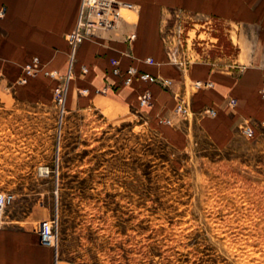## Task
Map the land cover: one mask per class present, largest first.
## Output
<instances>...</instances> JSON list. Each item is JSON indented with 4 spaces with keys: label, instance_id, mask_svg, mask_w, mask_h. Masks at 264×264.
<instances>
[{
    "label": "rangeland",
    "instance_id": "1",
    "mask_svg": "<svg viewBox=\"0 0 264 264\" xmlns=\"http://www.w3.org/2000/svg\"><path fill=\"white\" fill-rule=\"evenodd\" d=\"M187 14L172 10L162 29L178 59L238 55L236 26ZM0 75V191L15 195L0 228L30 216L39 233L52 221L59 255L80 263L264 264V121L246 120L255 136L239 128L224 145L198 128L173 143L148 106L104 98L70 108L69 90L62 104L43 84L44 97L23 98L18 87L36 75ZM173 113L172 123L193 111Z\"/></svg>",
    "mask_w": 264,
    "mask_h": 264
},
{
    "label": "crops",
    "instance_id": "2",
    "mask_svg": "<svg viewBox=\"0 0 264 264\" xmlns=\"http://www.w3.org/2000/svg\"><path fill=\"white\" fill-rule=\"evenodd\" d=\"M140 6L137 22L122 19L114 29L100 30L78 47L75 62L68 34L80 16L81 0H0L7 7L0 18V73L17 80L34 56L40 58V71L18 88L23 98L40 99L52 92L57 80L45 71L57 70L66 74L73 68L69 82L68 105L86 106L98 99H110L120 107L140 106L145 89L153 93L146 108L149 115L161 123L164 134L173 143L185 144L195 128L202 130L216 145H224L239 132L244 121H264V0H127ZM172 10L220 18L237 27L238 55L191 63L187 74L172 64L165 51L162 29ZM187 14V15H189ZM136 16V17H137ZM250 28L253 35L247 33ZM132 29L137 37L131 43L126 35ZM214 46V45H213ZM152 57L154 62L146 59ZM121 67L136 66L142 71L172 80L170 87L136 79L126 85L111 71V59ZM243 60V62H242ZM222 64L215 67L213 62ZM88 72H82V66ZM189 81H212V87L190 91L192 116L188 121H160L170 117L178 104V96H188ZM47 86L46 93L40 86ZM40 86V88L38 87ZM88 89V93H82ZM106 89L105 92L97 90ZM81 93V96H78ZM237 105L231 107L229 99ZM216 109L212 115L205 112ZM26 216L20 226L0 228V264H89L62 258L50 245L40 241L39 233Z\"/></svg>",
    "mask_w": 264,
    "mask_h": 264
},
{
    "label": "built area",
    "instance_id": "3",
    "mask_svg": "<svg viewBox=\"0 0 264 264\" xmlns=\"http://www.w3.org/2000/svg\"><path fill=\"white\" fill-rule=\"evenodd\" d=\"M140 6L136 3L127 0H82V12L77 22L75 28L68 34V41L72 50V61L75 62L76 51L78 47L83 43L84 40L92 38L97 35L100 30H111L114 29L117 24L125 18L124 11H133L138 13ZM4 9L0 10V16L4 14ZM163 33H165L162 30ZM137 37V31L132 29L126 35V41L131 43ZM163 40L165 42V47L167 49L168 57L178 65L181 70L186 71L189 67V60L187 58L176 56L177 49L170 47L169 36L164 35ZM148 62H154L152 57L146 59ZM215 67H221L222 64L218 62L213 63ZM40 71V58L38 56L33 57V59L27 63L24 67V77L20 79L21 83L27 81V77L36 75ZM111 71L114 75L121 78V82L126 85L132 84L136 79L148 83H159L164 87H170L172 85V80L169 78L159 77L153 75L149 72L142 71L134 65H130L126 68L121 67L118 59H111ZM82 72L87 73L88 67L82 66ZM45 73L57 80V85L54 91V101L57 104H62L65 100L70 79L73 76V68L71 67L66 74L60 73L57 70L45 71ZM0 75V82H1ZM194 87L197 89L204 87H212L214 83L212 81L197 80L194 83ZM99 92H105L106 89H100ZM88 89H83L82 93H87ZM264 96V90H262ZM153 93L150 89H145L139 99L140 106H149L152 103ZM237 99L232 97L229 99V105L231 107L236 106ZM191 111V106L186 100L185 96H178V104L174 109V115L187 119ZM212 115L217 113L216 109L209 107L205 110ZM162 122L172 123V117H162L160 119ZM241 133L247 138H252L255 136L254 127L244 121L240 126ZM15 199V195L12 192L0 191V221L3 220L5 210L7 206L12 203ZM40 241L43 244L50 245L54 248L57 255V234L56 226L52 221H41L39 229Z\"/></svg>",
    "mask_w": 264,
    "mask_h": 264
},
{
    "label": "bare ground",
    "instance_id": "4",
    "mask_svg": "<svg viewBox=\"0 0 264 264\" xmlns=\"http://www.w3.org/2000/svg\"><path fill=\"white\" fill-rule=\"evenodd\" d=\"M83 91V90H82Z\"/></svg>",
    "mask_w": 264,
    "mask_h": 264
}]
</instances>
